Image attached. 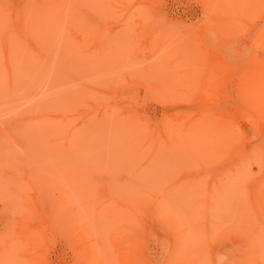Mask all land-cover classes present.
<instances>
[{
	"label": "rangeland",
	"instance_id": "1",
	"mask_svg": "<svg viewBox=\"0 0 264 264\" xmlns=\"http://www.w3.org/2000/svg\"><path fill=\"white\" fill-rule=\"evenodd\" d=\"M0 264H264V0H0Z\"/></svg>",
	"mask_w": 264,
	"mask_h": 264
},
{
	"label": "bare ground",
	"instance_id": "2",
	"mask_svg": "<svg viewBox=\"0 0 264 264\" xmlns=\"http://www.w3.org/2000/svg\"><path fill=\"white\" fill-rule=\"evenodd\" d=\"M5 54L7 55L8 52H7V47L5 48ZM3 67V66H2ZM5 68L9 70V65L8 63L5 64ZM10 74V73H9ZM9 76V75H8ZM227 251L225 250L224 253H226ZM237 252V251H236ZM238 253V252H237Z\"/></svg>",
	"mask_w": 264,
	"mask_h": 264
}]
</instances>
